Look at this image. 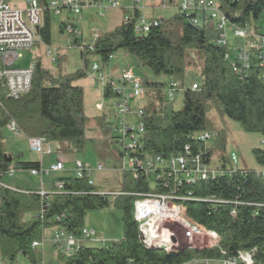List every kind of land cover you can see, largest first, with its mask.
<instances>
[{"label":"trees","instance_id":"obj_1","mask_svg":"<svg viewBox=\"0 0 264 264\" xmlns=\"http://www.w3.org/2000/svg\"><path fill=\"white\" fill-rule=\"evenodd\" d=\"M39 1L43 3V0ZM216 1L221 11L237 26L251 24L257 29L264 22V0ZM138 16L139 12L135 10L134 18ZM189 19L177 13L142 34L135 32L134 19L127 23L122 20L112 30L98 34L92 50L83 46L82 39L72 38L73 44L84 47L80 50L81 69L53 75L37 61L33 63L31 88L27 94L11 99L2 89L0 181H3L8 166L13 164V157L6 154L2 141V129L11 120L28 138L43 137L47 142L66 143V151L70 153L84 150L88 117L84 112L83 88L75 82L86 76L88 55L99 57L101 65L107 66L110 55L119 50L136 58L154 75L166 78L144 84L152 102L144 104L142 141L150 154L169 157L188 144L193 151L202 150L206 161L211 164L212 148L196 141L194 136L210 130L209 113L212 110L220 117L237 122L245 132L259 133L264 145V86L258 79L264 68L253 61L240 78L225 59V47L213 43L217 38L213 25L209 22L193 24ZM50 23L51 15L44 9L37 33L45 44L51 39ZM60 28L64 32L62 23ZM188 69L197 72V90L185 86ZM170 82H176L178 89H183L180 110H175L173 102L165 98L163 91ZM103 96L108 98L111 95L106 89ZM96 125L104 134L110 131L102 118L96 120ZM218 137L224 140V132L218 133ZM253 155L258 165L264 167V147L253 149ZM9 157L11 162H7ZM13 165L15 170L41 168L39 161H17ZM60 180L63 182L62 192L50 194L48 201H42L38 190L0 187V253L3 257L12 259L22 254L34 261L32 243L43 238L45 229L61 226L67 233L78 235L89 210L109 206V200L96 193L99 186L89 184L86 178L64 177ZM184 189L198 199L215 197L226 201H186L187 216L216 232L219 236L217 246H182L173 251L144 246L132 215L134 198L119 195L112 203L121 213L122 238L106 247L82 245L75 254L64 257L58 253V258L63 259V264H184L196 259L219 261L236 255L238 251L254 250L253 264H264V181L255 170L246 169L244 174L237 172L198 181ZM118 190L138 192L147 190V186L131 174L122 173ZM235 201L239 205H234ZM233 208L236 211L234 217L230 215ZM26 212L33 215L23 220L22 215ZM57 216L61 217L60 221H56Z\"/></svg>","mask_w":264,"mask_h":264},{"label":"built area","instance_id":"obj_2","mask_svg":"<svg viewBox=\"0 0 264 264\" xmlns=\"http://www.w3.org/2000/svg\"><path fill=\"white\" fill-rule=\"evenodd\" d=\"M143 1L133 0V5L125 10L122 18L126 23L135 20L134 29L137 34L147 33L152 27L160 26L163 22L161 19H146L140 15L134 18L135 10L138 11V5ZM175 2L178 13L189 17L193 24L209 22L213 25L217 31V38L213 43L225 47V59L240 78L247 73L253 61L264 68V22L260 23L257 29H254L251 24L237 26L221 11L216 0H175ZM25 5V9H19L6 0H0V91L4 89L7 97L11 99H18L30 91L34 64L29 67H16L15 63L22 57L23 52L31 50L41 42L36 28L41 25L44 9L55 16H61L63 11L73 14L75 17L67 16V19L61 22L63 30L71 38L82 39V33L77 25V17L82 9L98 7L105 14L117 8L118 2L117 0H43V3H40L39 0H26ZM97 37L98 33H92L83 46L92 50ZM231 38L232 42H230ZM83 46L79 47L80 50L84 48ZM45 55H53L50 46H45ZM113 58L114 54L110 55L109 60ZM103 67L93 63L89 69L103 93L107 89L110 97L116 98L114 116L118 123H109L108 127L112 133L111 137L118 146V170L121 174L129 173L133 178L144 181L147 190L126 193L119 190L99 189L96 193L106 197L110 203L119 195H130L134 198L132 215L138 226L140 242L148 248L177 250L180 248L181 239L187 241L186 246H197L194 243L198 241L204 242L202 246H217L218 234L187 216L186 201L202 200L214 203L226 201L215 199V197L198 199L184 188L198 181L216 179L224 175L231 176L237 172L244 174L246 169L237 167L235 154L231 155L234 163L231 168L213 167L206 161L202 150L193 151L188 144L169 157L150 154L145 150L142 141L144 105L133 107V103L145 100L144 83L132 69H125L118 77H112L103 72ZM258 79L264 86V71L258 75ZM197 89H199L197 83L191 85V90ZM163 92L168 101L174 102L179 92L177 83H168ZM96 106L100 110L104 107L102 103H97ZM7 127L15 133L20 132L12 120ZM194 138L200 143H206L212 135L204 131L196 134ZM44 143L48 142L43 137L29 138L30 149L33 152L40 155L55 152V149L49 145L44 150ZM103 168L102 163L92 166L76 160L73 167L74 177H84L89 184L96 185L93 173ZM62 169H64L63 161L57 160L46 168L28 171L32 176L43 177ZM15 171L14 165L10 164L5 177L12 176ZM255 172L264 181V167ZM0 187L7 186L0 181ZM50 187L53 191L47 190L41 180L37 194L42 201H48L50 194L62 192L63 182L60 178L55 179ZM234 205L239 203L235 201ZM230 215L232 217L236 215L235 208L230 211ZM55 219L60 221L61 217L57 216ZM179 230L182 231L181 236L178 235ZM51 240L56 252L68 257L75 254L84 242L97 241V238L92 228L83 227L78 235H74L67 233L63 227L56 226ZM43 244L44 238L35 240L32 248L43 247ZM254 254V250L238 251L236 255L219 260L218 264H253ZM18 256L12 259L5 258L0 261V264H22L18 262ZM26 264L43 263L28 261Z\"/></svg>","mask_w":264,"mask_h":264},{"label":"rangeland","instance_id":"obj_3","mask_svg":"<svg viewBox=\"0 0 264 264\" xmlns=\"http://www.w3.org/2000/svg\"><path fill=\"white\" fill-rule=\"evenodd\" d=\"M10 5L19 9H25L26 0H6ZM123 1V2H122ZM117 0L118 6L115 9L109 10L103 14L98 7H85L82 9L80 15L77 17L78 28L81 31L85 40L89 39L90 32L104 34L117 25H119L123 18L124 8L121 4H128L131 0ZM150 0H144L146 3ZM157 3L158 1L155 0ZM133 5V4H131ZM155 15L162 16L164 20L170 19L173 15L178 13L177 7L163 6L160 4L154 11ZM51 15V14H50ZM69 18L75 17L73 14L63 11L61 16L51 15L50 23V43L45 44L39 42L31 50L22 53V57L16 61V67H29L33 63L39 61L44 68L48 69L53 75L73 73L83 67V59L81 58L80 48L73 44V39L63 32L60 28L61 22ZM232 42V38L230 39ZM50 46L53 52L52 56L45 55V46ZM114 64L119 62L130 66L133 72L138 75L142 82L155 83L165 80L164 75L156 76L147 67L143 66L136 58L127 54L123 50H119L115 53ZM89 66L93 63L101 65L99 57L94 55H88ZM104 73L108 75V70L105 69ZM94 75L88 68L86 70V76L75 82L76 85H80L83 88L84 96V112L88 117V129L87 138L84 146V150L80 153L68 152L66 149H61L58 142L44 143V150L46 146L50 145L55 152L52 154H38L30 149L29 138L21 132L15 133L7 126L2 129V141L6 154L13 157L12 163L17 161H40L48 167L51 163L57 160H61L64 163V169L57 172H51L47 176H32L28 170L17 169L12 176L4 177L3 183L10 189L14 190H26L33 189L38 190L41 185V180L44 183V187L51 189V183L58 178L74 177V162L80 160L91 164L92 166L97 163H102L104 168L101 171H94L93 180L99 189L103 190H118L120 188L121 173L118 170V146L115 140L111 138V131L108 134H104L96 125L98 118L104 119L106 124L118 123V120L114 116V105L116 98L103 97V90L100 85L93 79ZM185 86L191 87V85L197 82L198 75L194 69H188L185 72ZM147 102H152L149 93H146L144 101H138L133 103V107L144 105ZM102 103L103 109L97 108L96 104ZM183 105V89L179 90L173 107L175 110H180ZM211 128L208 130L212 138L206 142V146L212 148L211 166L221 167L224 165L226 168H231L234 163L231 159V155L235 154L237 159V167L241 169L258 171L262 167L258 165L253 155V149L263 148L262 136L257 132H245L240 125L228 119L227 117H220L215 110L209 113ZM224 132V140H220L218 133ZM33 213L26 212L22 215L23 220H28ZM84 227L92 228L96 232L97 241H86L84 246L90 247H106L113 244L115 241L122 238L123 228L121 213L115 208L113 203H110L108 207L89 210L84 218ZM55 231V227H50L44 230L43 247H38L37 252L45 254L46 264H63V259L56 257V250L52 244V235ZM182 231L179 230L178 235L181 236ZM181 239V238H180ZM179 247L186 246L187 241L180 240ZM186 242V243H185ZM205 243H208L205 241ZM188 244V243H187ZM194 245L202 246L204 242L198 241ZM66 257V256H64ZM0 253V261L4 260ZM23 255H19L17 260L22 262Z\"/></svg>","mask_w":264,"mask_h":264},{"label":"crops","instance_id":"obj_4","mask_svg":"<svg viewBox=\"0 0 264 264\" xmlns=\"http://www.w3.org/2000/svg\"><path fill=\"white\" fill-rule=\"evenodd\" d=\"M122 1V0H121ZM158 1L157 3L155 2V0H150V1H147L146 3H143L141 2L139 5H138V12H139V15L141 17H144V18H148V19H161V20H164V18L162 16H157L155 15V10L157 8V6L160 4V6L162 5L163 8L165 6H172V7H176V2L175 0H172L171 2H169V0H156ZM123 2V1H122ZM133 4V0H131L130 3L128 4H121V5H125L123 6V8L126 10L127 8H130ZM124 10V12H125ZM123 12V14H124ZM79 20V19H78ZM92 34V32H90L89 34V37L90 35ZM87 42V39L85 40V38H83V35H82V41L81 43H86ZM128 54V53H127ZM116 56L114 54V58L110 61V63L107 65V66H104L103 67V72L105 69L108 70V76H112V77H118L119 75H121V73L125 70V69H132L130 66H127L125 64H123L122 62H119L117 63L116 65L113 63L114 60H115ZM80 86V85H79ZM55 143V142H54ZM60 146V148L62 149H66V143H58ZM50 146V145H49ZM37 161V160H35ZM40 164H41V167L42 168H45L46 165L43 164L42 160L40 159ZM84 245V244H83ZM38 248V247H37ZM37 248H34V261L36 262H42L43 264H46V259H45V252L41 254L38 253L37 251ZM56 257L58 258V253H56ZM28 261H31L28 257H24L23 261H22V264H26ZM184 264H218V261H214V260H200V259H196V260H193V261H190V262H187V263H184Z\"/></svg>","mask_w":264,"mask_h":264},{"label":"water","instance_id":"obj_5","mask_svg":"<svg viewBox=\"0 0 264 264\" xmlns=\"http://www.w3.org/2000/svg\"><path fill=\"white\" fill-rule=\"evenodd\" d=\"M38 27L36 28V31L38 32ZM12 161V158L11 157H9L8 159H7V162H11Z\"/></svg>","mask_w":264,"mask_h":264}]
</instances>
